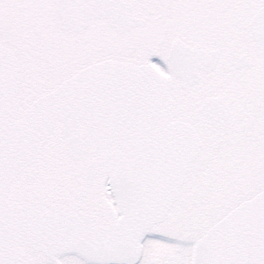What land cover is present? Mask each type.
Instances as JSON below:
<instances>
[{
	"label": "snow or ice",
	"instance_id": "obj_1",
	"mask_svg": "<svg viewBox=\"0 0 264 264\" xmlns=\"http://www.w3.org/2000/svg\"><path fill=\"white\" fill-rule=\"evenodd\" d=\"M0 264H264V0H0Z\"/></svg>",
	"mask_w": 264,
	"mask_h": 264
}]
</instances>
